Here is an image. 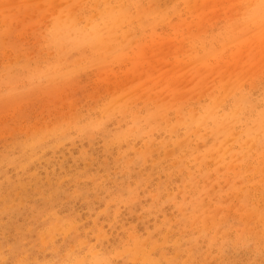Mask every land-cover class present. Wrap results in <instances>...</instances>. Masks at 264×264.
Masks as SVG:
<instances>
[{
    "label": "rangeland",
    "instance_id": "rangeland-1",
    "mask_svg": "<svg viewBox=\"0 0 264 264\" xmlns=\"http://www.w3.org/2000/svg\"><path fill=\"white\" fill-rule=\"evenodd\" d=\"M263 216L264 0H0V264H264Z\"/></svg>",
    "mask_w": 264,
    "mask_h": 264
},
{
    "label": "bare ground",
    "instance_id": "bare-ground-1",
    "mask_svg": "<svg viewBox=\"0 0 264 264\" xmlns=\"http://www.w3.org/2000/svg\"><path fill=\"white\" fill-rule=\"evenodd\" d=\"M27 32H28V31H27ZM9 54H10V53H9ZM213 156H214V155H213ZM235 171H236V170H235ZM236 172H237V171H236ZM226 178H227V177H226ZM201 205H202V204H201ZM255 210H256V209H255ZM251 213H252V212H251ZM255 213H256V212H255ZM205 216H206V215H205ZM214 216H215V215H214ZM263 217H264V216H263ZM263 217H262V218H263ZM213 218H214V217H213ZM215 218H216V217H215ZM215 218H214L213 220H217V219H215ZM210 219H211V218H210ZM210 219H208V217H207V219H206L205 222H206L207 224H209V223L211 222ZM260 219H261V218H260ZM260 219H259V221H260ZM204 220H205V218H204ZM207 220H209V223L207 222ZM257 220H258V219H257ZM221 221H223V220H221ZM221 221H220V222H221ZM263 221H264V220H263ZM245 222H246V220H245ZM255 222H257V221H255ZM77 223H78V222H77ZM206 223H205V225H206ZM216 223H217V222H216ZM247 223H248V222H247ZM263 223H264V222H263ZM210 224H212V223H210ZM214 224H215V223H214ZM203 225H204V224H203ZM215 225H216V224H215ZM255 225H256V224H255ZM201 226H202V225H201ZM212 226H213V225H212ZM212 226L210 227V225H209L208 228H209V227L212 228ZM205 227H206V226H205ZM254 227H255V226H254ZM69 228H70V227H69ZM210 228H209V229H210ZM220 228H221V227H220ZM220 228H219V229H220ZM242 228H243V227H242ZM247 228H249V227H247ZM252 228H253V226H252ZM255 228H256V227H255ZM258 228H259V227H257V231L260 230V229H258ZM70 229H72V228H70ZM241 230H242V229H241ZM244 230L246 231V226H245V229H244ZM247 230H248V229H247ZM245 231H244V232H245ZM249 231H250V229H249ZM261 231H262V230H261ZM261 231H260V234H261ZM218 232H219V231H218ZM224 232H225V231H224ZM240 232H241V231H239V234H240ZM246 232H247V231H246ZM251 232H254V230L252 231V229H251ZM263 232H264V231H263ZM216 233H217V232H216ZM242 233H243V232H242ZM242 233H241V234H242ZM43 234H44V233H43ZM217 234H218V233H217ZM222 234H223V233H222ZM226 234H227V233H226ZM241 234H240L239 236L243 237V235H241ZM243 234H245V233H243ZM248 234H249V233H248ZM263 234H264V233H263ZM255 235H256V234H255ZM258 235H259V233H258ZM215 236H216V235H215ZM223 236H225V235H223ZM252 236H253V235H252ZM256 236H257V235H256ZM256 236H255V238H256ZM261 236H262V235H261ZM263 236H264V235H263ZM166 237H167V235H166ZM166 237H165V238H166ZM241 237H240V238H241ZM259 237H260V236H259ZM165 238H164V239H165ZM214 238H215V237H214ZM219 238H220V237H219ZM221 238H222V237H221ZM229 238H231V237H229ZM234 238H235V237H234ZM238 238H239V237H238ZM52 239H53V238H52ZM146 239H147V238H146ZM187 239H188V238H187ZM223 239H224V238H223ZM225 239H226V238H225ZM227 239H228V238H227ZM257 239H258V237H257ZM257 239H256V240H257ZM262 239H263V238H262ZM165 240H166V239H165ZM165 240L162 239L161 244H162L163 242L165 243ZM220 240H221V239H220ZM239 240H240V239H239ZM253 240H254V239H253ZM213 241H216V239L213 240ZM218 241H219V240H218ZM236 241H238V240L236 239ZM259 241H260V240H259ZM247 242H249V241H247ZM251 242H252V241H251ZM263 242H264V241H263ZM42 243H43V242H42ZM175 243H176V241H175ZM175 243H174V244H175ZM219 243H220V242H219ZM240 243H242V242H240ZM244 243H245V242H244ZM244 243H243V244H244ZM255 243H256V242H255ZM141 244H142V243H141ZM143 244H144V243H143ZM232 244H233V243H232ZM135 245H136V244H135ZM154 245H158V244L155 243V244L152 245V247H154ZM222 245H223V244H222ZM222 245H221V246H222ZM248 245H249V244H248ZM256 245H258V244H255L254 246H256ZM158 246H159V245H158ZM177 246H178V244H177ZM179 246H180V245H179ZM223 246H224V245H223ZM242 246H244V245H242ZM260 246H261V245H260ZM135 247H136V246H135ZM182 247H183V246H182ZM218 248H219V247H218ZM220 248H221V247H220ZM258 248H259V247H257L256 249H258ZM263 248H264V247H263ZM120 250H121V249H120ZM127 250H128V249H126V251H127ZM130 250H132V249H130ZM136 250H138V253H139V252H144V253L146 252V251H144V250H143V251H142V250L139 251L140 249H138V248H136ZM222 250H223V249H222ZM235 250H237V249H235ZM123 251H124V250H123ZM128 251H129V250H128ZM151 251H152V249H151ZM218 251H219V250H218ZM259 251H261V250H259ZM262 251H264V250H262ZM118 252H122V251H118ZM190 252H192V251H190ZM190 252H189V253H190ZM219 252H220V251H219ZM236 252H237V251H236ZM123 253H124V252H123ZM123 253H122V254H123ZM126 253H128V252H126ZM149 253H151V252H149ZM149 253H147V254H149ZM177 253H178V252H177ZM257 253H258V252H257ZM262 253H263V252H261V254H262ZM95 254H96V253H95ZM116 254H117V251H116ZM119 254H120V253H119ZM122 254H120V255L122 256ZM147 254H146V255H147ZM177 255H178V254H177ZM177 255H176V256H177ZM193 255H194V254H193ZM217 255H218V254H217ZM217 255H216V256H217ZM263 255H264V254H263ZM93 256H94V253H93ZM114 256H115V255H114ZM116 256H117V255H116ZM130 256H131V255H130ZM149 256H150V255H149ZM164 256H165V255H164ZM190 256H191V255H190ZM85 257H86V256H85ZM139 257H140V256H139ZM143 257H144V256H143ZM152 257H153V256H152ZM254 257H255V255H254ZM154 258H155V257H154ZM158 258H159V257H158ZM164 258H166V257H164ZM169 258H170V260H171V257H169ZM189 258H190V257H189ZM189 258H188V259H189ZM213 258H215V257H213ZM256 258H257V257H256ZM98 259H99V258H98ZM98 259H97V261H98ZM134 259H135V257H134L132 260H134ZM145 259H146V261H147V258H145ZM135 260H139V259L136 257ZM157 260H158V259H157ZM220 260H221V259H220ZM141 261H142V260H141ZM158 261H159V260H158ZM101 262H102V261H101ZM133 262H134V261H133ZM96 263H97V262H96ZM164 263H165V262H164ZM141 264H142V263H141ZM153 264H154V263H153ZM159 264H160V263H159Z\"/></svg>",
    "mask_w": 264,
    "mask_h": 264
}]
</instances>
